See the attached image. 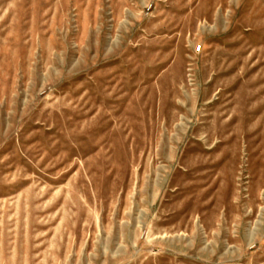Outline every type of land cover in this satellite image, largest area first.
Wrapping results in <instances>:
<instances>
[{
  "label": "rangeland",
  "instance_id": "1",
  "mask_svg": "<svg viewBox=\"0 0 264 264\" xmlns=\"http://www.w3.org/2000/svg\"><path fill=\"white\" fill-rule=\"evenodd\" d=\"M0 264H264V0H0Z\"/></svg>",
  "mask_w": 264,
  "mask_h": 264
}]
</instances>
